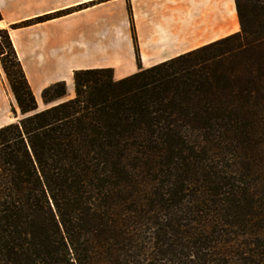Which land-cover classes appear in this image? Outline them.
Returning a JSON list of instances; mask_svg holds the SVG:
<instances>
[{"label": "trees", "instance_id": "obj_1", "mask_svg": "<svg viewBox=\"0 0 264 264\" xmlns=\"http://www.w3.org/2000/svg\"><path fill=\"white\" fill-rule=\"evenodd\" d=\"M234 1L239 32L43 109L0 29V264H264V0Z\"/></svg>", "mask_w": 264, "mask_h": 264}, {"label": "crops", "instance_id": "obj_2", "mask_svg": "<svg viewBox=\"0 0 264 264\" xmlns=\"http://www.w3.org/2000/svg\"><path fill=\"white\" fill-rule=\"evenodd\" d=\"M0 12L4 28L52 17L10 31L36 99L59 81L72 98L74 71L120 80L240 31L234 0H0ZM9 107L0 91V128Z\"/></svg>", "mask_w": 264, "mask_h": 264}, {"label": "rangeland", "instance_id": "obj_3", "mask_svg": "<svg viewBox=\"0 0 264 264\" xmlns=\"http://www.w3.org/2000/svg\"><path fill=\"white\" fill-rule=\"evenodd\" d=\"M19 24V23H18ZM0 29H8L9 32L12 30L11 27L9 28H4L1 23H0ZM0 44H3V38L2 36L0 35ZM6 61L7 63L10 65V59L8 57H6ZM0 91L2 93H4L5 97L7 100L10 101L11 103V107L7 108V110L5 111L4 113V118L6 119V121L10 122V123H13L17 120V117L20 118L21 117V114H20V111L19 109L17 108V104H16V101H15V98L13 96V93L11 91V88H10V85H9V82L6 78V75L3 71V68H2V64H1V57H0ZM38 99V105H39V108L40 109H43L45 106L42 102V99H41V96L39 95L37 97ZM12 107H15L16 109V114L14 113V111L12 110Z\"/></svg>", "mask_w": 264, "mask_h": 264}]
</instances>
